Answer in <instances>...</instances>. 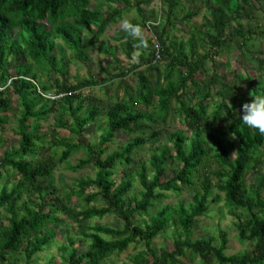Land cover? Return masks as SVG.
Here are the masks:
<instances>
[{
  "label": "trees",
  "instance_id": "obj_1",
  "mask_svg": "<svg viewBox=\"0 0 264 264\" xmlns=\"http://www.w3.org/2000/svg\"><path fill=\"white\" fill-rule=\"evenodd\" d=\"M105 1L111 6L106 11L99 5L90 7L91 0H0V129L9 118L6 113L11 103L9 90L16 95L20 107L14 130L18 144L4 151L0 170H13L28 187L25 199L23 184L0 189V212H4L0 216V264H12V255L17 252L23 253L24 264H33L36 254L55 239L54 228L48 226L60 222L59 211L77 223L106 215H114L123 222L121 229L105 224L87 225L83 236L89 243L81 253L75 246L76 240L68 237L63 247L64 264H106L111 255L122 253L131 245L138 249L130 264H184L182 258L188 253L197 257L200 264H264V172L254 186L246 182L247 171L260 173L264 166V133L248 127L237 116L238 112L242 116L243 104L251 102L253 95L264 93V82L259 79L264 75V51L256 59L258 80L248 78V90H244L242 82L235 89L236 83L219 81L213 62L237 35L245 38L238 27L229 34L224 29L231 22L239 24L241 16L247 15L257 0H208L210 15L201 23L200 41L194 33L186 39H176L165 28L166 24L173 25L171 13L182 2L195 4L197 0H161L164 9H160L159 17H152L155 24L149 28L160 43L164 65L155 67L153 85L145 74H140L134 98L124 89L125 96L106 110L105 130L98 140L82 145L79 139L87 126L96 121L101 106L94 98L86 103L79 90L104 84L106 80L89 77L69 83L68 60L57 39L70 49L75 60L85 61L89 59L88 39L104 34L124 12L135 8L139 18L133 22L144 28L147 22H152L139 8L149 0ZM196 14L197 11L184 12L182 20L186 22ZM153 57L151 50V60L144 62L140 58L133 69L145 63L150 69ZM208 60L212 61L213 73L198 80L197 75L203 72ZM39 73H53L61 79L51 86L39 81ZM118 75L111 73V80ZM120 76L124 74L121 72ZM218 83L221 88L216 87ZM51 91L56 98L40 93ZM173 102L186 127V131L168 134L173 153L167 145L155 146L150 158L137 162L133 169L134 150L159 141L157 119L166 121ZM53 112L57 114L54 132L64 129L69 136L57 137L52 144L62 148L55 161L50 156L33 164L25 156L41 142L40 122ZM117 131L133 133L136 137L109 151L108 144L113 143ZM79 149L86 151L85 157L67 167L79 171L91 166L94 175L79 178L75 188L61 196L49 179L57 165L67 163ZM210 161L216 165L214 171L208 169ZM168 162L175 164L176 172L163 180L164 165ZM118 165L123 169L116 182L114 174ZM133 174L140 188L136 196L126 200ZM214 188L222 193L230 214L236 219L238 240L251 242V250L226 254L228 238L223 230L217 236L192 238L193 229L208 212L210 203L219 200V196L214 197ZM185 189L191 194L190 201L165 205L154 215L148 214L155 201L166 197L167 192ZM72 197L82 198L86 207L72 213L67 206ZM99 200L102 205H90ZM143 215L148 218L133 222L134 216ZM169 229L173 249L157 251L152 246L153 239Z\"/></svg>",
  "mask_w": 264,
  "mask_h": 264
},
{
  "label": "rangeland",
  "instance_id": "obj_2",
  "mask_svg": "<svg viewBox=\"0 0 264 264\" xmlns=\"http://www.w3.org/2000/svg\"><path fill=\"white\" fill-rule=\"evenodd\" d=\"M133 1L134 0H130ZM183 1V0H182ZM208 0H197L195 4H187L182 2L178 9H175L171 13V25H165L166 33L171 37L176 39L182 38L186 39L191 36L192 33L198 37V31H201V23L204 17H209L208 12ZM105 0H91L90 7L100 6L102 11L108 10L111 6ZM122 6V4H120ZM139 8L144 11L147 19L154 22L156 17L160 16V9L163 11V5L161 7V0H149L148 4L142 3ZM187 11H197L188 21H183V13ZM247 15H242L239 24L231 22L224 29L225 34H229L232 28L238 27L244 32V37L236 36L231 43H229L225 48L220 51V54L213 58V62L216 66V74L219 76V81L222 83L232 85L233 82L236 83L234 88L239 87L238 84L242 82L244 90H248V78L253 79L257 82V77L259 73L257 71L256 59L262 57L259 53L264 51V0H257L254 7L248 10ZM121 18L137 19L139 18L135 8H131L126 11L122 16L112 23L98 38L90 37L88 39L86 50V55L88 60L78 61L75 60L71 54L70 49L64 46L60 39L58 43L62 45L64 50L65 58L68 60L67 71H68V82L76 83L79 80L94 79L95 81H100L105 79L106 82L100 85H91L79 90V93L86 100V103L90 99H95L99 102L101 106V113L97 116L94 123H90L79 139L82 145L88 143H95L99 135L105 130L103 127L105 121V112L110 105L119 101L122 96H125L124 89H127V93L133 98L136 94V89L139 84L140 74H145L149 79L150 83L153 85L155 81V67L162 68L164 65L163 60H159L156 63L150 65L145 63L136 69H133L136 63L132 57L136 49L134 47L135 41L126 38V34L120 29ZM152 18V19H151ZM157 23V22H156ZM162 28H159V32ZM145 34L149 39L150 47L148 49L140 50L142 52L141 60H151V50H153V42L155 40V34L150 28L145 27ZM85 39V38H84ZM58 44V45H59ZM128 45H131L129 47ZM129 51V52H128ZM59 57V55H58ZM146 62V61H144ZM153 66V67H152ZM212 61L208 60L206 67L203 72L197 75L198 80L208 77L213 73ZM14 69L10 68V73L13 75ZM124 74V76H120ZM112 74H120L117 78L111 80ZM38 79L40 82L55 85L56 81L61 79L60 75H50L38 74ZM259 79L264 82V75L259 77ZM119 86V87H118ZM221 84H216L217 88H221ZM10 93V105L7 108V114L9 115L8 122L0 129V158L2 157L4 151L8 148L16 147L18 144V136L15 134L16 118L19 116L20 107L17 103V97L9 90ZM47 95L55 96L54 93L48 92ZM56 98V97H54ZM53 99V98H52ZM50 105V104H49ZM139 107V106H137ZM144 109L143 106H140ZM213 108H209L211 110ZM57 117L55 112L48 115L46 120L40 122L39 133L43 136L41 142L36 143V148L33 152L25 156L26 160L31 161V163L36 164L39 159H44L46 157L52 156V160L55 161L61 153V147L52 146L55 139L67 138L69 136L68 131L64 129H57L54 132V122ZM31 123V121H29ZM160 132L159 141L154 143H147L134 150L132 155L133 169L136 167V163L142 160H148L154 150L155 146L167 145L173 153V148L168 141V134L170 132L181 130L186 131V127L183 123V115L176 110V105L174 102L171 104V111L165 122H162L160 118L157 119L156 127ZM56 134V136H54ZM136 135L133 133H128L125 131H117L114 133L113 143L108 144L109 151L115 150L120 146H123L128 141L135 138ZM209 146V143L207 144ZM86 151L84 149H79L73 153L67 163L58 164L53 170L52 176L49 179L59 190L61 196H64L66 192L75 188L76 181L82 177H92L94 175L95 169L91 166L85 167L79 171H73L67 166L75 164L79 159L84 158ZM233 156V155H232ZM216 165L210 161L208 164V169L214 171ZM123 166L118 165L115 170L114 178L116 182L122 176ZM165 176L162 177L163 180L173 176L176 172L175 164L170 162L164 165ZM0 189L3 187L11 188L15 184H23L21 187L23 198L25 199L28 194V187L22 183V179L13 170H0ZM264 172V166L262 171L259 173L253 171H247L246 182L249 186H254L256 181H258L260 174ZM133 173V172H132ZM151 175V172H150ZM216 180L213 179V183ZM140 186L137 178L133 174L132 187L130 191L126 194V200L131 196H136ZM88 194V191L83 195L84 197ZM213 194L219 196V200L210 203L208 212L199 219V222L193 229L192 238L217 236L218 232L223 230L227 234L228 243L226 254H235L244 252L252 249L251 242L241 243L237 238V230L234 226L235 217L230 214V209L226 206L222 193H219L217 189H213ZM191 200V194L188 190H183L182 192H167L166 197L155 201L154 205L149 209V215H154L158 210H160L165 205L175 206L178 202H188ZM90 205L100 206L102 201H96L90 203ZM70 211L77 212L86 207L82 198L72 197L71 201L67 204ZM4 214L3 211L0 212V216ZM60 222L51 224L48 227L54 228L55 239L49 247H47L43 252L36 254L35 261L33 264H64L63 247L67 244L68 237H72L76 240L75 246L78 252H84L87 249L89 241L83 236L87 225L94 224H105L115 228L121 229L123 227V222L114 215H106L102 218H92L83 223H77L74 219L70 218L63 212H57ZM148 216L143 215L141 217L134 216L133 222L139 223L142 219H147ZM171 229H169L164 234H161L153 239L152 246L159 251L164 248L168 251L173 249L172 239H171ZM138 248L131 245L127 250L122 253L113 254L105 262L106 264H130V259L132 255L137 251ZM184 264H200L197 257H193L191 253H188L182 258ZM12 264H24L23 253L17 252L12 255L10 260Z\"/></svg>",
  "mask_w": 264,
  "mask_h": 264
},
{
  "label": "clouds",
  "instance_id": "obj_3",
  "mask_svg": "<svg viewBox=\"0 0 264 264\" xmlns=\"http://www.w3.org/2000/svg\"><path fill=\"white\" fill-rule=\"evenodd\" d=\"M120 29L126 34V38L136 42L134 47L138 50L134 52L132 59L139 63L142 55L140 50L150 47L144 27L138 22H133L132 19L121 18ZM253 96L254 99L251 102L243 104L242 116L239 112L237 116L248 127L259 129L260 132L264 133V93Z\"/></svg>",
  "mask_w": 264,
  "mask_h": 264
},
{
  "label": "built area",
  "instance_id": "obj_4",
  "mask_svg": "<svg viewBox=\"0 0 264 264\" xmlns=\"http://www.w3.org/2000/svg\"><path fill=\"white\" fill-rule=\"evenodd\" d=\"M149 23V24H148ZM150 24H155V22H147V25L146 27L149 28V25ZM153 51H154V57H153V60H152V63H156L157 61H159L162 57H161V46H160V43L159 41L157 40V38L155 37V40L153 42ZM162 60V59H161ZM2 89V88H0ZM43 96L45 97H49V98H54V97H57V96H51L50 94H45V93H42L40 92Z\"/></svg>",
  "mask_w": 264,
  "mask_h": 264
}]
</instances>
